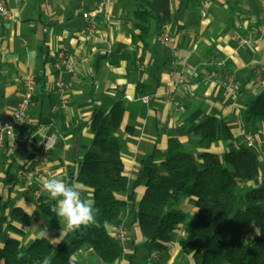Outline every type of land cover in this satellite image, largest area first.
<instances>
[{
    "label": "crops",
    "instance_id": "1",
    "mask_svg": "<svg viewBox=\"0 0 264 264\" xmlns=\"http://www.w3.org/2000/svg\"><path fill=\"white\" fill-rule=\"evenodd\" d=\"M75 1L79 0L61 2L65 7ZM84 2L87 7L83 12H95L100 0ZM0 3L15 15V20L10 22L0 18V122L16 108L23 92L21 77L24 74L36 76L46 68V92L56 93L60 98L53 106L47 99L34 101L28 122L15 130L16 139L7 136L0 147V202L8 201L6 214L12 207L19 206L32 215L28 226L15 224V228L4 231L0 248L8 236L18 238L24 245L40 236L58 244L54 241L60 236L63 221L59 222L57 217L50 221L39 211V197L35 198L33 190L46 177V169L50 170V177L62 176L68 182L70 168L76 166L71 149L80 148L76 161L79 160L93 139L89 129L92 114L117 96L115 87H123L131 97L158 93L148 103L145 117L130 119L126 115L120 130L121 158L130 180L137 177L140 160L145 154L156 149V158L163 159L169 137H177L193 149L184 127L199 123L210 114L226 119L235 136L234 140L214 144L212 151L223 153L237 144L247 145L240 113L264 87V69L257 75L254 65L257 61L264 66V42L240 47L226 66H216L210 60L230 54L237 46V35L253 34L252 25L264 17V0L175 2L174 19L166 25L170 37L168 44L157 41L156 34H152L146 44L132 42V0H113L110 5L98 7L97 36L92 40L85 39V19L72 18L53 0H0ZM60 51H69L82 60L75 71H58L50 65V59L53 56L56 59ZM174 52L178 56V71L189 74L187 84L177 95L179 107L159 94L169 81ZM232 70L238 81L235 97L225 90V76ZM58 80L66 84L63 95L56 90ZM56 113L59 115L54 117ZM128 124L133 126L130 132L125 129ZM49 135L54 136V141L46 151L45 138ZM254 139L252 148L260 159L259 175L254 181L259 185L264 183V128L254 132ZM15 163L16 168L12 170ZM28 168L35 170L33 187L17 177L18 170ZM7 172L13 174L11 184L5 183ZM71 183L82 187V197L91 198L90 187L75 180ZM135 192L138 201L143 187H137ZM121 196L125 198L126 194ZM195 202L194 197L183 199L180 206L194 217L197 213ZM133 207L130 202L121 222L132 236L129 251L122 252V256L110 264H136L138 244L144 242V238L139 226L132 223ZM182 233L183 226H180L178 234ZM80 253L88 264H106L91 250ZM132 254L135 257L131 259ZM159 263L195 264L191 253L182 250L177 241L163 254L148 255L147 252L144 264Z\"/></svg>",
    "mask_w": 264,
    "mask_h": 264
},
{
    "label": "trees",
    "instance_id": "2",
    "mask_svg": "<svg viewBox=\"0 0 264 264\" xmlns=\"http://www.w3.org/2000/svg\"><path fill=\"white\" fill-rule=\"evenodd\" d=\"M183 1L132 0V42L146 44L152 34H160L174 19V3ZM36 84L33 102L47 99L52 106L59 103L58 94L46 92V68L36 73ZM114 90L117 96L93 112L89 121L93 139L79 160L80 148L71 149L76 166L68 173V182L75 180L92 189L99 226L81 227L63 235L57 245L45 236L27 245L8 236L0 248V263L42 264L47 256L51 264H69L70 257L75 258V264H88L81 250H91L101 262L113 263L123 251L111 229L122 222L131 202L132 223L139 226L148 255L163 254L177 241L182 250L191 253L195 264H264V183L247 186L259 175L257 152L242 144L223 153L212 151L214 144L234 140L235 136L226 119L210 114L184 127L193 149L177 137H169L163 159L156 158V149L145 154L137 177L130 180L121 158L120 130L126 115L130 119L145 117L148 103L138 100L141 95L129 100L123 87ZM240 115L245 130L254 133L264 128V87ZM125 129L130 132L133 126L128 124ZM5 179L11 184L13 174L7 172ZM139 186L143 193L136 201ZM191 197L196 199L194 217L180 206L183 199ZM54 203L45 192L37 199L39 211L50 221L56 219L50 212ZM7 207L8 201L0 202V239L15 224L28 226L32 220L22 207L14 206L6 214ZM180 226L183 233L179 235Z\"/></svg>",
    "mask_w": 264,
    "mask_h": 264
},
{
    "label": "built area",
    "instance_id": "3",
    "mask_svg": "<svg viewBox=\"0 0 264 264\" xmlns=\"http://www.w3.org/2000/svg\"><path fill=\"white\" fill-rule=\"evenodd\" d=\"M113 0H100L98 7L103 5H110ZM204 3H208L209 0H203ZM95 10V12L84 11L82 13V17L85 19L87 23L85 39L92 40L97 36V27H98V18L97 14L99 9ZM0 18L4 21H14L15 15L14 13L4 4L0 3ZM253 34L250 36H241L237 35V46L233 49L230 54L223 55L221 57L214 56L211 58L210 62L215 64L216 66H226L230 64L231 58L233 55L238 54L240 47L246 45H254L258 46L264 42V17L256 21L253 25ZM157 41L161 43L168 44L170 41V37L166 31V26H164L162 32L156 36ZM81 59H78L73 53L69 51H60L58 52L56 59L54 61L53 67L60 70H67L69 72L75 71L80 63ZM171 67L168 71L169 81L166 83V86L163 88L162 92L159 94L164 96L171 104L176 107L180 106L179 100L177 98L178 92L180 88L184 87L187 84V79L189 74L184 70L178 71V56L173 53L171 59ZM254 65L257 66L256 74L260 75L261 71L264 69L263 65L258 64L257 61L254 62ZM23 82V92L21 98L19 99L16 108L10 113L8 118L0 122V147L2 146L5 138L7 136H11L15 138V130L18 126L24 125L28 122V114L29 110L33 104V96L36 91V76L33 73H27L22 75ZM225 90L226 93L235 97L238 93V81L236 77V73L234 70L229 71L225 76ZM56 90L63 95L66 90V84L62 80H58L55 83ZM121 88V87H119ZM153 94H145L141 95L138 100H141L144 103H149L155 95ZM126 98L135 99V97H131L125 94ZM244 129V128H243ZM244 138L247 142V146L253 147L255 144L254 133L252 131L245 130L243 131ZM48 142L51 145L49 148L53 146L54 136H47ZM47 141L45 140V144ZM264 154V149H263ZM34 169H20L17 171V177L24 181L27 186H34ZM50 170L46 169V177H50ZM44 190L41 185L39 187H35L33 190V194L35 198H38ZM112 235L114 238L120 243L123 252L129 251V244L132 242V236L129 234L127 228L122 224H118L112 231ZM162 264V263H159Z\"/></svg>",
    "mask_w": 264,
    "mask_h": 264
},
{
    "label": "clouds",
    "instance_id": "4",
    "mask_svg": "<svg viewBox=\"0 0 264 264\" xmlns=\"http://www.w3.org/2000/svg\"><path fill=\"white\" fill-rule=\"evenodd\" d=\"M45 140L47 151L51 145L47 138ZM41 187L55 201L50 207V212L54 213L59 222L63 221L60 236L54 241L55 243L62 240V235L75 232L81 227L99 226L96 219L98 210L94 207L95 201L92 198L82 197L80 185L67 182L62 176H53L43 178ZM42 264H51L50 258L45 256ZM69 264H75L74 257L69 258Z\"/></svg>",
    "mask_w": 264,
    "mask_h": 264
},
{
    "label": "rangeland",
    "instance_id": "5",
    "mask_svg": "<svg viewBox=\"0 0 264 264\" xmlns=\"http://www.w3.org/2000/svg\"><path fill=\"white\" fill-rule=\"evenodd\" d=\"M55 1L59 7H63L62 9L65 10V12H68L69 15H72V18L77 19L79 21H82V13H83V9H86L87 7V3L84 2V0H79V1H75L72 4H70L69 6H63L62 4V0H53ZM16 168V163L13 165L12 170H14ZM248 183V187H252L257 185L255 183V181H250L247 182ZM4 236V234L2 235ZM137 253H136V257H135V263L136 264H144L145 261V256L147 254V249L146 247H144L143 242L138 244V248H137Z\"/></svg>",
    "mask_w": 264,
    "mask_h": 264
}]
</instances>
